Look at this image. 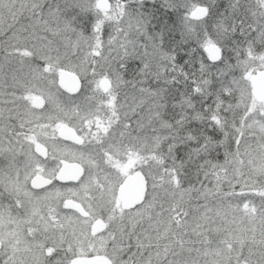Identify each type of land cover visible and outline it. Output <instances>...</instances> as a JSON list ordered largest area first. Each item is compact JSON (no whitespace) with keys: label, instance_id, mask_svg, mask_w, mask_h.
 <instances>
[{"label":"snow or ice","instance_id":"6c2138e0","mask_svg":"<svg viewBox=\"0 0 264 264\" xmlns=\"http://www.w3.org/2000/svg\"><path fill=\"white\" fill-rule=\"evenodd\" d=\"M0 264H264V0H0Z\"/></svg>","mask_w":264,"mask_h":264},{"label":"rangeland","instance_id":"374dc122","mask_svg":"<svg viewBox=\"0 0 264 264\" xmlns=\"http://www.w3.org/2000/svg\"><path fill=\"white\" fill-rule=\"evenodd\" d=\"M130 78V77H129Z\"/></svg>","mask_w":264,"mask_h":264}]
</instances>
